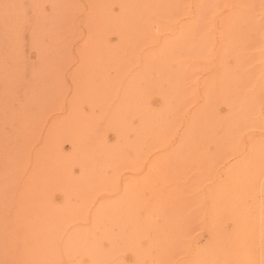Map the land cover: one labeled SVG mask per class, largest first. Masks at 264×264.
<instances>
[{
	"label": "rangeland",
	"instance_id": "rangeland-1",
	"mask_svg": "<svg viewBox=\"0 0 264 264\" xmlns=\"http://www.w3.org/2000/svg\"><path fill=\"white\" fill-rule=\"evenodd\" d=\"M0 264H264V0H0Z\"/></svg>",
	"mask_w": 264,
	"mask_h": 264
},
{
	"label": "bare ground",
	"instance_id": "bare-ground-1",
	"mask_svg": "<svg viewBox=\"0 0 264 264\" xmlns=\"http://www.w3.org/2000/svg\"><path fill=\"white\" fill-rule=\"evenodd\" d=\"M262 136V135H261ZM248 159V158H247ZM252 169V168H251ZM204 199V198H203ZM209 204V203H208ZM188 239V238H187ZM246 261V260H245Z\"/></svg>",
	"mask_w": 264,
	"mask_h": 264
}]
</instances>
